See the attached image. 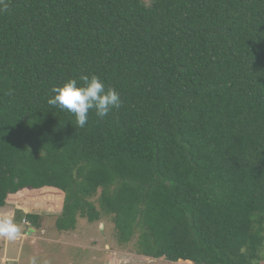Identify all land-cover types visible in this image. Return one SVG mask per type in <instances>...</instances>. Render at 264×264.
Instances as JSON below:
<instances>
[{
    "label": "trees",
    "instance_id": "1",
    "mask_svg": "<svg viewBox=\"0 0 264 264\" xmlns=\"http://www.w3.org/2000/svg\"><path fill=\"white\" fill-rule=\"evenodd\" d=\"M149 2L5 0L0 208L58 189L60 231L108 217L141 256L264 264V0ZM84 74L122 105L80 128L47 99Z\"/></svg>",
    "mask_w": 264,
    "mask_h": 264
},
{
    "label": "rangeland",
    "instance_id": "2",
    "mask_svg": "<svg viewBox=\"0 0 264 264\" xmlns=\"http://www.w3.org/2000/svg\"><path fill=\"white\" fill-rule=\"evenodd\" d=\"M63 203L64 193L58 189L25 190L11 196L0 215H12L20 233L14 240L0 236V264H32L33 258L36 264H194L138 255L135 241L119 243L108 217L93 224L80 218L76 230L60 231L56 220ZM17 210L39 215L40 227L14 217Z\"/></svg>",
    "mask_w": 264,
    "mask_h": 264
},
{
    "label": "clouds",
    "instance_id": "3",
    "mask_svg": "<svg viewBox=\"0 0 264 264\" xmlns=\"http://www.w3.org/2000/svg\"><path fill=\"white\" fill-rule=\"evenodd\" d=\"M0 5L3 6L0 10L7 9L5 0H0ZM51 92L52 95L47 99L48 105L73 114L76 125L80 128L87 124L90 111L103 118L122 105L119 92L113 87H106L104 81L96 74L70 78L63 84L53 87ZM19 233L20 226L12 215H0V236L14 240ZM32 264H36L35 258Z\"/></svg>",
    "mask_w": 264,
    "mask_h": 264
},
{
    "label": "crops",
    "instance_id": "4",
    "mask_svg": "<svg viewBox=\"0 0 264 264\" xmlns=\"http://www.w3.org/2000/svg\"><path fill=\"white\" fill-rule=\"evenodd\" d=\"M4 261H5V262H6V261H8V262H9L10 260H8V258H4ZM6 263H7V262H6Z\"/></svg>",
    "mask_w": 264,
    "mask_h": 264
},
{
    "label": "bare ground",
    "instance_id": "5",
    "mask_svg": "<svg viewBox=\"0 0 264 264\" xmlns=\"http://www.w3.org/2000/svg\"><path fill=\"white\" fill-rule=\"evenodd\" d=\"M188 262H191V261H188Z\"/></svg>",
    "mask_w": 264,
    "mask_h": 264
},
{
    "label": "water",
    "instance_id": "6",
    "mask_svg": "<svg viewBox=\"0 0 264 264\" xmlns=\"http://www.w3.org/2000/svg\"><path fill=\"white\" fill-rule=\"evenodd\" d=\"M164 258H166V257H164Z\"/></svg>",
    "mask_w": 264,
    "mask_h": 264
}]
</instances>
